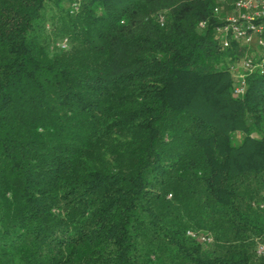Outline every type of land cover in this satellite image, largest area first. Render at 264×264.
Returning a JSON list of instances; mask_svg holds the SVG:
<instances>
[{
	"label": "trees",
	"instance_id": "trees-1",
	"mask_svg": "<svg viewBox=\"0 0 264 264\" xmlns=\"http://www.w3.org/2000/svg\"><path fill=\"white\" fill-rule=\"evenodd\" d=\"M234 1L0 0V264H264V63L235 96L214 36Z\"/></svg>",
	"mask_w": 264,
	"mask_h": 264
},
{
	"label": "built area",
	"instance_id": "built-area-1",
	"mask_svg": "<svg viewBox=\"0 0 264 264\" xmlns=\"http://www.w3.org/2000/svg\"><path fill=\"white\" fill-rule=\"evenodd\" d=\"M214 12L219 14L220 10L216 8ZM214 36L221 49H229L234 43L237 51L242 53V57L229 67L235 81L233 94L242 96L246 89V78L259 69L261 72L264 63V0L234 1L221 23L215 27ZM66 42H61L62 48L66 47ZM250 52L253 58L249 56Z\"/></svg>",
	"mask_w": 264,
	"mask_h": 264
},
{
	"label": "rangeland",
	"instance_id": "rangeland-1",
	"mask_svg": "<svg viewBox=\"0 0 264 264\" xmlns=\"http://www.w3.org/2000/svg\"><path fill=\"white\" fill-rule=\"evenodd\" d=\"M52 14L53 15H56L57 17L54 19V22H55V25H56V27H55V29H57V28H59L60 26V23L58 24V20L60 19V17H59V13H58V11H53L52 12ZM63 34V33H62ZM249 54H251V52L249 53ZM250 57H254V55L253 54H251V55H249ZM242 57V55H240V57L239 58H241ZM255 73H260V69L257 71V72H255ZM233 79V78H232ZM235 81H234V79H233V83H234Z\"/></svg>",
	"mask_w": 264,
	"mask_h": 264
}]
</instances>
